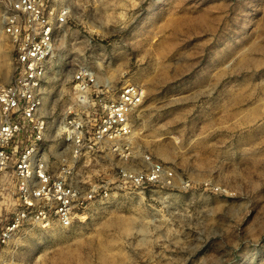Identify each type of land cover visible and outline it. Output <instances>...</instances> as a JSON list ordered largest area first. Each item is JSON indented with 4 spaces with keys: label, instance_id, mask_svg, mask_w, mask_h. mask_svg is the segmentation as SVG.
Segmentation results:
<instances>
[{
    "label": "rangeland",
    "instance_id": "rangeland-1",
    "mask_svg": "<svg viewBox=\"0 0 264 264\" xmlns=\"http://www.w3.org/2000/svg\"><path fill=\"white\" fill-rule=\"evenodd\" d=\"M70 6L49 64L50 130L83 66L112 92L146 88L133 148L171 167L172 186L121 187L127 161L92 159L105 184L68 227L28 225L4 246L16 264H264V0H61ZM3 43L10 41L2 34ZM10 77V63L3 61ZM2 201V202H1ZM3 217L14 209L1 198Z\"/></svg>",
    "mask_w": 264,
    "mask_h": 264
},
{
    "label": "built area",
    "instance_id": "built-area-1",
    "mask_svg": "<svg viewBox=\"0 0 264 264\" xmlns=\"http://www.w3.org/2000/svg\"><path fill=\"white\" fill-rule=\"evenodd\" d=\"M69 13L61 0H0V79L5 58L10 63L9 81L0 83V197L14 201L10 216L0 211V264H16L4 246L25 226L68 227L108 195L105 184L78 179L88 160L111 155L127 161L118 170L121 187L174 183L172 168L149 154L140 166L129 162L136 153L135 112L147 94L143 85L129 82L112 92L93 67H81L72 78L68 114L51 132L42 108L45 82Z\"/></svg>",
    "mask_w": 264,
    "mask_h": 264
}]
</instances>
